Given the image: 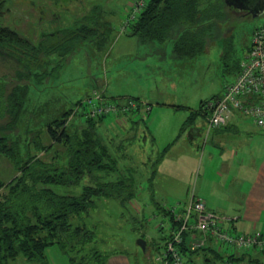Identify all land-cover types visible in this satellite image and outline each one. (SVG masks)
<instances>
[{
  "label": "rangeland",
  "instance_id": "1",
  "mask_svg": "<svg viewBox=\"0 0 264 264\" xmlns=\"http://www.w3.org/2000/svg\"><path fill=\"white\" fill-rule=\"evenodd\" d=\"M131 1L112 0V5H108L110 0H0L3 5L0 24L30 41L38 42L39 37L52 35L51 41L56 42L62 34L73 31L78 37L75 47L74 37L67 38L64 43V47L72 46V52L65 57L58 74L41 87H30L28 107L36 116L28 124L27 133L24 132L26 125L19 127V131L17 129L24 157L28 153L22 145L26 139L32 144L39 142L47 147L45 136L35 134L47 122L66 118L68 125L83 123L84 114L81 118L78 116L83 111L79 102L94 90L105 89L107 97L109 92L125 95L115 99L118 101L128 98L147 100L159 110L150 120L142 110L145 119L139 118L134 123L130 122L131 116L128 115L105 117L104 121L111 120L113 126L104 132L95 125L100 139L108 143L109 148L105 146L114 168L104 174L94 173V176L102 183L121 182L125 187L120 197L95 200L96 207L90 210L86 222L95 231L93 240L69 250L68 255L56 244L48 246L44 251L45 264H113L114 258L120 255L129 257L131 264H161L157 257L163 248L158 247L163 245L170 230L164 208L176 207L179 211L191 195L206 200L210 194L212 199L214 197L224 203L229 200L232 205L238 193V185L234 184L241 182L238 181V173H252L250 167L246 169L231 163L230 170L224 163L237 158L246 163L247 158L254 155L245 143L246 138L249 135L259 137L256 132L264 130L255 126L247 116L234 112L233 116L239 123L234 139H218L213 136L214 130L218 129H214L207 139L202 132L189 140L191 117L187 116L201 105L221 97L226 85L234 81L251 47L254 30L264 26V13L253 15L248 10L231 11L223 1L220 4L218 0H202L206 6L201 4L197 8L195 25L199 24V30L196 32L214 30L211 46L208 44L204 50L205 43H199L194 46L193 56H183L173 64L165 62L163 77L160 75V52L153 53L149 42L135 43L136 36L129 34L130 25L121 30ZM87 30L90 31L87 33ZM169 54H173L172 51ZM150 57L154 64L151 73L155 83L150 79L144 81L149 77L140 74L137 68L138 62L149 61ZM48 64L53 65V61ZM149 89L151 93L162 90L167 97L155 102L143 95ZM138 93L143 96L136 98ZM202 112L201 107L197 113ZM152 118L153 124L150 123ZM197 122L202 123L200 119ZM183 123V133L178 140ZM5 133L0 130V135ZM238 137L244 140L237 144L235 139ZM232 150L238 151L235 158ZM60 151L61 147L53 146V150L38 156L51 163ZM31 152L35 154L33 150ZM240 166L244 170H238ZM14 175L12 164L0 155V180L7 181ZM88 184V178L84 177L78 186L61 191L78 194ZM5 194L6 189L0 190L1 196ZM129 194L134 198L127 200ZM141 238L146 241L145 251L137 243ZM70 258H74V262ZM11 264L42 263L19 255ZM194 264L204 263L198 256ZM214 264H221V260L215 258Z\"/></svg>",
  "mask_w": 264,
  "mask_h": 264
},
{
  "label": "trees",
  "instance_id": "2",
  "mask_svg": "<svg viewBox=\"0 0 264 264\" xmlns=\"http://www.w3.org/2000/svg\"><path fill=\"white\" fill-rule=\"evenodd\" d=\"M161 1L148 0L144 10L130 23L131 34L139 41H159L168 36L174 25L181 28V23H186L184 13L177 10L176 4L162 7ZM51 36L43 35L38 42H33L0 24V130L6 132L0 135V155L9 160L15 173L7 181L0 180V190L6 189V194L0 195V264H11L19 255L45 264L44 251L48 246L56 244L68 255L74 248L90 242L95 231L86 222L90 210L96 207L95 200L120 197L125 187L121 182L102 183L94 176V173L104 174L114 168L107 147L95 130V125L103 117L84 118L83 123L72 122L73 125L66 124V118L47 122L35 133L45 136L47 147L39 142L32 144L26 139L22 145L28 153L25 157L22 154L18 128L26 125L24 132L27 133L28 124L36 116L28 107L30 87H41L56 76L65 57L72 52V46H63L67 38H75L74 47L78 40L74 31L62 34V40L56 42L51 41ZM191 41L186 38L178 47L180 57L194 55L197 44H191ZM49 61H53V65L48 64ZM81 114H78L79 118ZM53 146L61 147L62 151L51 163L41 160L38 155L50 152ZM32 150L35 154H30ZM84 177L88 178L89 184L84 185L78 194L61 191L78 186ZM132 198L134 195L129 194L127 200ZM164 211L171 228L169 235L164 237L163 252L159 256L161 261L172 264L171 257H163V254L172 231L178 228L179 223L174 220L170 209L164 208ZM178 212L180 216L183 213ZM194 237L200 235L192 230L181 233L177 247L183 264H194L198 256L204 264H214L215 258L221 260V264H234V255L223 257L220 254L222 250L230 252L220 244L210 243L207 247L192 249L190 242L195 240ZM70 261L74 262V258Z\"/></svg>",
  "mask_w": 264,
  "mask_h": 264
},
{
  "label": "built area",
  "instance_id": "3",
  "mask_svg": "<svg viewBox=\"0 0 264 264\" xmlns=\"http://www.w3.org/2000/svg\"><path fill=\"white\" fill-rule=\"evenodd\" d=\"M147 3L148 0L130 2L129 12L121 30L136 20ZM80 106L83 108L81 113L85 118L119 117L138 112L141 108L145 113L150 111V104L132 98L124 101L110 100L105 95V89L92 91L85 100L81 101ZM201 107L202 115L206 113L207 131L227 126L234 117V112L247 116L255 126L264 130V26L254 30L251 47L245 60L241 62L234 81L226 85L221 97ZM180 207L179 211H183L181 216L176 207L170 208L174 220L179 225L172 231L163 254V257H171L172 264H183L177 244L181 242V233L184 230H192L200 235L190 242L192 249L216 243L229 249L230 252L264 251V232L255 231L250 234L232 232L225 226L224 219L208 210L202 199L192 195L187 204ZM161 259L160 256L157 258L159 262ZM161 262L167 264L166 261ZM226 264L231 263L226 262Z\"/></svg>",
  "mask_w": 264,
  "mask_h": 264
},
{
  "label": "crops",
  "instance_id": "4",
  "mask_svg": "<svg viewBox=\"0 0 264 264\" xmlns=\"http://www.w3.org/2000/svg\"><path fill=\"white\" fill-rule=\"evenodd\" d=\"M111 1L112 0H110V3L108 5H112ZM222 1L223 0H218L217 2L221 4ZM166 4H171V5L176 4V6L179 7L177 10L184 13L183 19L186 23L184 24L181 23V28L178 25H174L172 30L170 29L171 31L169 32L168 36H166V38L163 37L159 41L157 40L148 41L151 47L153 48V53L160 52V57H159L160 58V75L163 77H165L163 67L166 66L167 63L173 64L178 59L183 57V56L180 57L177 54V51L179 50L178 47L180 48V46L184 44V41L186 38L192 40L191 44H195V45L204 42L205 43L204 50H207V47L211 46V42H212L211 37L213 36V32H214V30H212L211 28L208 31L203 30L202 32L201 31L198 33L196 32V30H199L197 29L199 28V24L195 25V21H198L197 13L199 12V9L197 8L201 4H204V6H206L204 1L202 0H169V1L162 0L161 1L162 7H164ZM228 9L229 8L227 7V10ZM222 10L224 11L223 8ZM229 10L232 11L233 9H229ZM219 12H222V11L220 10ZM182 28H185V29H182ZM131 33L132 32L130 31L129 34L132 35ZM136 38H137V42L135 41V43H138L139 39L137 36ZM169 47H170V51H172L174 55L169 54L170 52ZM146 56H149V55H146ZM166 60H169V62H167ZM149 61L144 60L143 62L142 61L138 62L137 68L140 70V74L144 73L149 77V78H144V81L150 79L152 80V82H154L153 74L151 73V67L152 65L154 66V64L152 63L153 62L152 57L149 58ZM150 89H149V92H146L143 95H146L149 99H152L155 102L157 101L160 102V100H163V97H167L165 96L166 93L162 90H160V92L151 93ZM105 95H106V90H105ZM143 95L138 93L136 94V98H139V97L141 98ZM152 95H154L155 97ZM124 96L125 95H114L110 92L108 94V98L112 100H115L117 98L121 99ZM142 102H144L145 104H150V111L147 113L149 116L148 120H150V118L153 115L155 117L156 116L155 114L157 113L156 111H159L157 106L155 107L152 103H150L147 100L146 101L143 100ZM153 106L157 110L154 111L153 109L155 108H152ZM169 106H173V105H169ZM199 109L193 110L191 114H188L187 116L189 118L191 117L190 125H189V138H188L189 140H193V138H195L196 136H199L200 134H202V132L205 133V139H207L211 133V131H207L205 127L206 118L202 117V113L201 114L197 113L199 112ZM142 110L143 108L139 109L138 112H132V114L128 115V116H131V121H130L131 123H134L135 120H139V118H141V120L143 121V118L145 116ZM154 112L156 113L153 114ZM136 117L137 119H134ZM199 119L202 122L201 124L197 122ZM153 122H154V118L151 119L150 123L153 124ZM184 125L185 124L183 123V125L179 129V134L177 135V138L179 137L178 140L182 136ZM112 126H113V122L111 120H107L105 122L104 119L97 124V127L102 128V132H104V130H106L107 128L110 129ZM238 126H239L238 120H236V118L233 117L228 122L227 126L222 127L221 129H218V130H214L216 133H214L213 136L217 137L218 139H226V138L234 139L235 138L234 133L239 131ZM138 130L141 131V128L139 127ZM256 133L259 134V137L257 135L256 136L249 135L246 138V142H245L248 145V148H251V153L254 154L252 158L250 159L247 158V162L244 164L241 163V160L239 158H237L238 162H237V159H234V161L228 160V162L224 163V165L228 166V169L230 170L232 169L231 163L237 164L238 166L242 165L246 169L247 167H250V169L252 170L251 175H248V174L245 175L241 172L238 173L237 175L239 178L238 181H241V182H237L236 184H234L236 186L238 185L237 186L238 193L235 198L236 201L233 202V204L231 205L229 200L228 202L224 203L222 200L216 199L214 197L212 199L211 194L207 195L206 200L202 198V200H205V204L208 210L217 214L219 217L225 220L224 223L227 228L232 229L239 233H246V234L253 233L255 231L264 232V132L258 131ZM260 136H263V138ZM177 138H175V140ZM243 140L244 138L235 139L237 144L239 143V141H243ZM101 142L104 145L108 144L107 142H104L102 140ZM168 147L169 146L164 147V149ZM231 153L232 155H234V158H235V155H238L237 150H232ZM40 154H43V153H40ZM242 166H240L238 170H244ZM191 196L188 198V201L190 200ZM198 198L201 199V197H198ZM188 201H185L183 206H185ZM160 229H161V226H160ZM169 232L168 234L165 235V237L169 235ZM220 254L223 257L226 255L228 256L234 255V259H235L234 264H264V251L249 250V251L242 253V252H227V251L225 252L224 250H222ZM130 260L131 259L129 257L120 255L118 257H115L113 260L114 262L113 261L112 262L113 264H131Z\"/></svg>",
  "mask_w": 264,
  "mask_h": 264
},
{
  "label": "water",
  "instance_id": "5",
  "mask_svg": "<svg viewBox=\"0 0 264 264\" xmlns=\"http://www.w3.org/2000/svg\"><path fill=\"white\" fill-rule=\"evenodd\" d=\"M223 2L229 9L238 12L248 10L253 15L264 13V0H223ZM137 243L142 251L146 250V241L144 239H139Z\"/></svg>",
  "mask_w": 264,
  "mask_h": 264
}]
</instances>
